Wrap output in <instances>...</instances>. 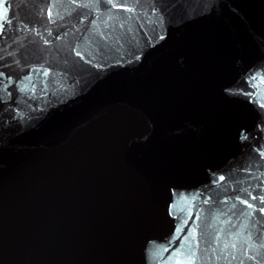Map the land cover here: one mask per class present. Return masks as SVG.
I'll return each instance as SVG.
<instances>
[{
  "label": "water",
  "instance_id": "water-1",
  "mask_svg": "<svg viewBox=\"0 0 264 264\" xmlns=\"http://www.w3.org/2000/svg\"><path fill=\"white\" fill-rule=\"evenodd\" d=\"M0 264H264V0H0Z\"/></svg>",
  "mask_w": 264,
  "mask_h": 264
}]
</instances>
